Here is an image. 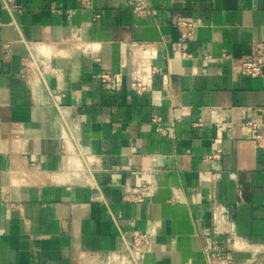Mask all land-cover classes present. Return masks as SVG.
<instances>
[{
	"label": "crops",
	"instance_id": "1",
	"mask_svg": "<svg viewBox=\"0 0 264 264\" xmlns=\"http://www.w3.org/2000/svg\"><path fill=\"white\" fill-rule=\"evenodd\" d=\"M148 4L0 0V264H118L152 226L144 264H264V80L217 62L264 44V0ZM179 17L202 22L182 59ZM132 45L159 47L151 90H103Z\"/></svg>",
	"mask_w": 264,
	"mask_h": 264
},
{
	"label": "built area",
	"instance_id": "2",
	"mask_svg": "<svg viewBox=\"0 0 264 264\" xmlns=\"http://www.w3.org/2000/svg\"><path fill=\"white\" fill-rule=\"evenodd\" d=\"M4 7L9 9L12 0H3ZM123 3L132 5L133 10L140 16L149 15L147 11L148 0H120ZM172 26L179 34L176 45L175 56L178 59L189 57L181 51V44L191 41L195 37V33L202 27L200 20L192 18H176L172 21ZM181 43V44H180ZM159 47L156 45H132L129 48V57L127 72L123 69L116 73L102 72L96 78L102 82L103 90L119 92L122 90L131 91L139 95L151 90L153 77L159 73V69L153 65V61L157 59ZM254 51L239 59L231 56L221 55L218 57V63L228 62L233 73L237 76L247 77L251 79L264 80V44H256ZM125 67V66H122ZM59 109V107L57 106ZM222 125L221 128H223ZM230 128V125L226 126ZM260 147L264 146V137L257 138ZM217 158L216 155L211 159ZM156 187L155 179H150L142 187H135L125 191L124 200L135 203L144 202L151 195ZM178 203L174 199L171 203ZM226 214L224 208H218L214 220L219 221ZM158 230L153 227L146 231H135L132 233V243L123 245V251L117 255L118 264H144L146 258L157 250L161 244L157 243ZM220 252L214 248L211 255V264H230L229 260H221Z\"/></svg>",
	"mask_w": 264,
	"mask_h": 264
},
{
	"label": "rangeland",
	"instance_id": "3",
	"mask_svg": "<svg viewBox=\"0 0 264 264\" xmlns=\"http://www.w3.org/2000/svg\"><path fill=\"white\" fill-rule=\"evenodd\" d=\"M183 254H184V253H183ZM183 254H182V256H180V257L178 258L179 260H177V263H179L181 260H184V259L186 258V257H185L186 255H185V254L183 255Z\"/></svg>",
	"mask_w": 264,
	"mask_h": 264
},
{
	"label": "bare ground",
	"instance_id": "4",
	"mask_svg": "<svg viewBox=\"0 0 264 264\" xmlns=\"http://www.w3.org/2000/svg\"><path fill=\"white\" fill-rule=\"evenodd\" d=\"M187 229H190V228L187 227ZM190 231H191V229H190Z\"/></svg>",
	"mask_w": 264,
	"mask_h": 264
}]
</instances>
